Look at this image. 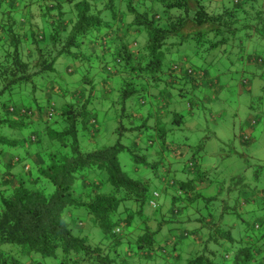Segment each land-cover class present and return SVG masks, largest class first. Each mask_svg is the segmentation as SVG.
Listing matches in <instances>:
<instances>
[{
    "label": "clouds",
    "instance_id": "obj_1",
    "mask_svg": "<svg viewBox=\"0 0 264 264\" xmlns=\"http://www.w3.org/2000/svg\"><path fill=\"white\" fill-rule=\"evenodd\" d=\"M0 264H264V0H0Z\"/></svg>",
    "mask_w": 264,
    "mask_h": 264
}]
</instances>
